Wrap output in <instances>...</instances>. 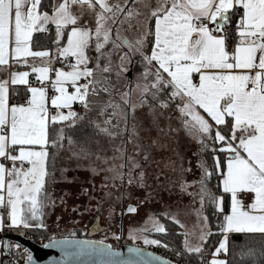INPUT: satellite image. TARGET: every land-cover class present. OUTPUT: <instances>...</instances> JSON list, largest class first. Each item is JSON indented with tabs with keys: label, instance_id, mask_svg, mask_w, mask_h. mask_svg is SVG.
I'll return each mask as SVG.
<instances>
[{
	"label": "snow or ice",
	"instance_id": "snow-or-ice-1",
	"mask_svg": "<svg viewBox=\"0 0 264 264\" xmlns=\"http://www.w3.org/2000/svg\"><path fill=\"white\" fill-rule=\"evenodd\" d=\"M136 2L149 11L143 31L129 38L120 26L141 15L126 7L129 0H0V66L11 61L30 68L39 83L33 86L28 71L0 79V228L7 219L11 227L46 229L44 217L55 204L49 169L65 141L73 155L86 154L83 147L74 150L66 129L94 111L108 116L105 125L126 116L121 105L127 107L138 92L141 104L150 99L154 107L173 109L201 151L211 142L213 169L200 162L202 175L194 182L199 191L189 194L199 196L201 209L210 203L218 221V246L201 264H230L220 258L229 253L230 235L264 236V0H156L155 7L151 0ZM53 27L55 47L49 49L34 34ZM113 54L120 60L118 76L136 57L143 67L135 86L129 83L123 92L110 82ZM10 85L24 86L23 95ZM214 173L216 191L209 187ZM197 217L199 232L183 233V249L204 257L213 232L200 210ZM149 221L156 232H165L158 220ZM149 230H133L129 237L160 245L144 235ZM45 247L60 249L58 264H171L138 247L125 257L103 241L52 237ZM233 253L241 257L235 264H264V245L259 256L245 246ZM26 264H35L30 254Z\"/></svg>",
	"mask_w": 264,
	"mask_h": 264
},
{
	"label": "rangeland",
	"instance_id": "rangeland-1",
	"mask_svg": "<svg viewBox=\"0 0 264 264\" xmlns=\"http://www.w3.org/2000/svg\"><path fill=\"white\" fill-rule=\"evenodd\" d=\"M155 5L156 0H151V6ZM126 7L134 8L141 14L120 26L124 35L135 38L143 31L149 10L143 2L133 3V0H129ZM120 18L123 19V16ZM112 62L110 81H113L114 88L123 92L128 83L134 87L143 71L139 57L131 64L125 62L127 71L119 76L118 54H113ZM117 97L114 93L112 99L119 103V95ZM74 108L80 112L76 105ZM111 111L108 109V113ZM120 111L126 116L113 117L108 125L103 123L108 116L97 113L96 139H85L90 135L83 136L82 133L74 138L66 129V134L76 141L74 150L79 153L83 147L86 154L73 155L65 141L64 149L56 157L55 168L49 169L52 177L48 191L55 204L44 217L48 234L51 237L59 234L71 237L79 231L86 237L110 242L115 247H118L122 235L123 243L155 246L145 245L140 239L133 241L129 237L133 230L148 228L150 230L144 235L159 240L163 245L164 239L159 236L160 232L153 229L149 217L164 226L163 233L170 231L163 217L173 222L171 217H175L184 225L182 228L174 222V231L179 233L183 244L185 231L199 232L198 223L202 221H198V210L208 217L211 227L207 213L211 204L205 202L201 209L199 196L189 194L199 191V184L194 182L202 175L200 162L203 161L208 169L209 164L202 158L200 145L186 133L177 119V113L173 109L154 107L150 99L141 104L138 92H133L130 104L127 107L121 105ZM105 127L109 129L108 133L100 130ZM130 179L132 183H129ZM129 206L136 211L129 212ZM123 210L126 211L124 216ZM185 253L194 259H201L198 254ZM220 258L225 259L222 254Z\"/></svg>",
	"mask_w": 264,
	"mask_h": 264
},
{
	"label": "trees",
	"instance_id": "trees-1",
	"mask_svg": "<svg viewBox=\"0 0 264 264\" xmlns=\"http://www.w3.org/2000/svg\"><path fill=\"white\" fill-rule=\"evenodd\" d=\"M45 3H49V0H45ZM34 35H40V43L48 47L49 49H54L55 45L52 43V40L54 39V27L51 29L50 33L47 34H34ZM110 82H113L112 80ZM129 84V83H128ZM15 88L20 92L21 95H23V88L24 86H15ZM107 94H102V98H106ZM115 98L117 99V95L115 94ZM12 100L14 102H19V96H13ZM105 100V99H104ZM78 110L81 112V108H78ZM97 112H92L88 116L85 117L84 121L79 122L78 125L73 129H68L69 134H71L74 138L76 136L79 137V134L82 133L83 136L90 135L89 138L85 139H96V133H95V120H96ZM81 130V132H79ZM202 158L208 162L209 164V170L213 169L214 161H213V153L211 151V143L209 144V148L207 150L202 151ZM221 159H223V156H221ZM219 183L218 180V174L214 173L211 180L209 181V187L213 190H217V185ZM226 206H230V197H226ZM207 213L210 219L211 223V229L213 232V235L210 237V241L207 242L205 246V252L206 255L204 257L200 258H192L189 257L184 251H183V244L181 237L179 233L176 230V225L173 221H171L168 218H164L166 227L168 230L166 233H159V236L164 239L163 245H167L166 248H171L176 252L182 253L183 256L191 261H193L195 264H201V260H205L209 257L207 253L214 251V246H218V240L220 239L218 235L217 230V218L214 214V207L212 205H209L207 208ZM7 221V219H6ZM8 222V221H7ZM9 224V222H8ZM96 225V224H95ZM173 231V232H172ZM74 236L71 237H86L81 232H76L73 234ZM56 237H69L64 234L56 235ZM264 245V236L260 234H250V235H230V245H229V253L225 255V259L230 262V264H235L236 261L240 260L241 257L234 255L233 249H235L236 252H239L241 249V246H245L246 248H254L257 252V256H259V250L261 246ZM147 248H152L153 246H145ZM169 248V249H170ZM244 259H248V257H244Z\"/></svg>",
	"mask_w": 264,
	"mask_h": 264
},
{
	"label": "built area",
	"instance_id": "built-area-1",
	"mask_svg": "<svg viewBox=\"0 0 264 264\" xmlns=\"http://www.w3.org/2000/svg\"><path fill=\"white\" fill-rule=\"evenodd\" d=\"M55 66L59 67L60 65L57 64ZM30 79L33 83V86H39L34 74L31 75ZM76 107L82 108L80 105H76ZM9 233L22 235L24 238L34 241L41 246H45L50 241V238H52L46 229H24L22 227L15 228L11 227L10 224H8V222L5 220L4 226L0 228V264H26L27 257L30 254L28 249L15 243L9 237H7ZM16 245H19L20 247L17 248ZM151 249L177 264H195L193 261L185 258L181 254L177 255V252L166 248L163 245H155ZM222 256L225 258V254L222 253ZM208 259L209 258L205 259L204 261H207Z\"/></svg>",
	"mask_w": 264,
	"mask_h": 264
},
{
	"label": "water",
	"instance_id": "water-1",
	"mask_svg": "<svg viewBox=\"0 0 264 264\" xmlns=\"http://www.w3.org/2000/svg\"><path fill=\"white\" fill-rule=\"evenodd\" d=\"M128 75L130 78V73H128ZM125 212L126 211L123 210V216H124ZM7 237H9L15 243H17V244L23 246L24 248L28 249L30 252V255L32 256L33 261L35 262V264H58V262H60L62 260V254H61V251L58 247L41 246V245L37 244L36 242L30 241V240L24 238L22 235H19L16 233H9L7 235ZM121 237H122V235H120V239H122ZM65 238H67L69 240L75 239V240H88V241H96V242L103 241V240L92 238V237H55V239H57V240H61V239H65ZM103 242L106 245H110L111 248L114 249L115 251L122 253L125 257L128 256V249L130 247H138L145 252L152 253L154 256L160 257L162 260L170 261L171 264H177V263L173 262L172 260L158 254L153 249L147 248L145 246L131 244V243H122L118 247H115L110 242H107V241H103ZM48 243H50V241ZM85 259H89V258H85Z\"/></svg>",
	"mask_w": 264,
	"mask_h": 264
},
{
	"label": "crops",
	"instance_id": "crops-1",
	"mask_svg": "<svg viewBox=\"0 0 264 264\" xmlns=\"http://www.w3.org/2000/svg\"><path fill=\"white\" fill-rule=\"evenodd\" d=\"M114 1L115 0H112V2H114ZM15 71H28L30 73V77L32 75L30 68H27V67L19 65V64H15V63L10 61V63L8 65L0 66V79H9L11 73L15 72ZM11 87H15V86L10 85V88ZM10 99L12 100V97Z\"/></svg>",
	"mask_w": 264,
	"mask_h": 264
},
{
	"label": "flooded vegetation",
	"instance_id": "flooded-vegetation-1",
	"mask_svg": "<svg viewBox=\"0 0 264 264\" xmlns=\"http://www.w3.org/2000/svg\"><path fill=\"white\" fill-rule=\"evenodd\" d=\"M87 237H88V236H87ZM89 237H91V236H89ZM92 238H93V237H92ZM122 243H123V240H122V239H119V245L122 244ZM119 245H118V246H119Z\"/></svg>",
	"mask_w": 264,
	"mask_h": 264
}]
</instances>
